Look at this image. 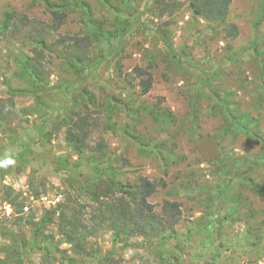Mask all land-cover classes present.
I'll list each match as a JSON object with an SVG mask.
<instances>
[{"label": "rangeland", "instance_id": "obj_1", "mask_svg": "<svg viewBox=\"0 0 264 264\" xmlns=\"http://www.w3.org/2000/svg\"><path fill=\"white\" fill-rule=\"evenodd\" d=\"M74 1L79 9L63 11L62 0H0V20L5 12L22 19L14 25L18 33L0 38V98L10 99L17 112L0 132V159L7 153L15 160L0 168V258L16 264L3 251L13 237L28 242L21 264H100L96 255L111 264H264V194L251 187H264V12L254 27L264 0H232L227 21L237 26L236 38L193 16L188 2L172 17L157 19L151 13L161 0H109V7ZM54 7L62 10L58 19ZM98 27L108 40L86 39ZM73 40L83 45L72 48ZM79 51L103 62L88 72L82 64L90 62L77 61ZM36 52L42 53L33 62L43 65L41 86L23 69ZM137 66L152 72L147 95H140L138 80L129 83L120 74ZM215 99L257 124L260 139L224 134ZM147 106L171 112L174 121L158 126ZM78 117H87L86 142L100 153L78 155L68 147L66 132ZM129 133L160 144L162 156L141 155ZM96 167L103 170L96 173ZM109 175L124 182L164 180L149 202L159 210L163 200H175L182 211L166 242L152 234L113 244L112 233L101 229L81 254L58 243L49 212L59 203L76 209L90 203L89 183ZM8 189L20 194L24 212L36 222L45 217L43 235L30 240L29 228L14 225ZM33 246H47L49 256L31 253Z\"/></svg>", "mask_w": 264, "mask_h": 264}, {"label": "trees", "instance_id": "obj_2", "mask_svg": "<svg viewBox=\"0 0 264 264\" xmlns=\"http://www.w3.org/2000/svg\"><path fill=\"white\" fill-rule=\"evenodd\" d=\"M106 6L109 5V0H99ZM62 9L70 7V11L78 8L74 0H62ZM184 2H188L192 15L208 22H216L222 26V31L226 38H236L239 34L238 28L234 23L227 21V15L229 13V7L232 0H161L157 3L152 10V16L157 19L169 18L179 10ZM77 6V7H76ZM264 6V5H263ZM259 10V20L256 21L255 29L259 26V21L262 18L264 7ZM53 8V7H50ZM59 8V7H58ZM51 11V14L55 19L57 16H61V12L56 10ZM60 14V15H59ZM56 16V17H55ZM87 20L89 15L87 13ZM22 19L13 12H5L0 20V38L7 34H16L17 28L15 23H21ZM128 23V21H127ZM167 24V23H166ZM86 39L91 37L94 41L108 40L100 28H95L90 32V35H86ZM64 39V38H63ZM71 40V39H70ZM71 46L76 47L77 50L83 45L82 41L73 40ZM165 46L168 49L171 57H176L175 52L171 48V44L167 39H163ZM41 46H45L43 40H40ZM71 48V47H70ZM82 57L79 59L88 60L90 63L82 64L84 69L90 72L93 68L103 62V58L98 60L87 59L80 51ZM42 57L41 52H36V59L29 58V60L23 65L27 76L35 84V86H41L43 82L41 76H43V65H39V68L33 62L40 61ZM38 63V62H37ZM120 74L124 79L131 83V81L138 80V88L140 95H147L153 86L152 72L146 67H134L130 74H124L120 71ZM34 86V85H33ZM211 88V87H210ZM209 88V90H210ZM23 92V91H18ZM214 95L212 99L214 100ZM216 101V99H215ZM221 100L213 103L212 109H216L223 114L224 117V134H243L249 140L260 139V134L253 131L257 124H253L249 120H241V117H236L230 110L228 103H219ZM145 112L152 120L160 127H164L174 121V116L167 110H160L158 106H147ZM17 116V112L14 110L13 103L9 99L5 100L0 98V132L4 131ZM87 117H78L75 120V129L69 127L66 132V142L69 148H71L76 154L80 155L86 150L91 152H98L100 150H94L89 147L86 142L89 135V126L86 123ZM41 132V130L39 131ZM43 133V132H42ZM130 139L134 142L137 150L144 155L147 151H152L157 156L160 154L161 145L153 143L152 140L145 138L141 135L129 133ZM147 150V151H146ZM18 157V155H15ZM90 158L92 161H90ZM87 164L91 165L94 162L93 157H90ZM165 166H168L167 164ZM103 169L96 167V173H100ZM98 183L90 182L87 189V197L90 203L80 205L79 208H74L67 203H59L53 208L49 214L54 218L56 229L59 235L58 243L66 244L75 254H81L85 252L88 238L96 235L101 229H106L112 233V243L128 242L137 235L144 237H150L152 234H159L160 241L166 242V237L169 236L174 230L173 228L179 222L181 217V206L179 202L175 200H163L159 210H156L154 205L149 202V198L157 191L158 188H165V182L163 179H149L144 176L138 177L134 182L122 181L116 179L115 175H109L106 179H99ZM258 193L264 194V187L251 184ZM7 191V203L11 207L12 216L15 217L14 225L19 227L29 228L30 240L34 235L40 233L43 235V227L45 226V217H42L38 222L34 218L30 217L24 212L26 207L25 203L19 200L20 194L15 193L12 189ZM230 197L227 195L226 199ZM225 199V200H226ZM235 210L234 207L227 206V210ZM87 220H86V219ZM164 232H166L164 236ZM21 235H23L21 233ZM24 236V235H23ZM49 237V236H48ZM13 244H7L4 253L7 257L16 258V264H21L23 259L29 253L25 252L23 247H27L24 238L11 237ZM49 248H52V244H49ZM208 247L206 243L202 245ZM10 247V249L8 248ZM30 248V246H28ZM41 249L31 247V253L40 252ZM57 250V248H52ZM44 257H48L50 250L47 246H44L41 250ZM59 251V248H58ZM5 256V255H4ZM97 261L100 264H111L107 256L96 255ZM0 264H10L4 257L0 258ZM12 264V263H11Z\"/></svg>", "mask_w": 264, "mask_h": 264}, {"label": "clouds", "instance_id": "obj_3", "mask_svg": "<svg viewBox=\"0 0 264 264\" xmlns=\"http://www.w3.org/2000/svg\"><path fill=\"white\" fill-rule=\"evenodd\" d=\"M15 164V160L12 158L11 155L5 154L3 159H0V168L8 167L10 165Z\"/></svg>", "mask_w": 264, "mask_h": 264}]
</instances>
